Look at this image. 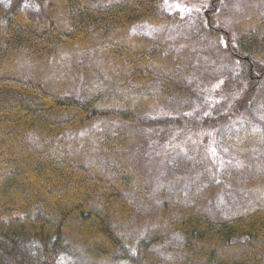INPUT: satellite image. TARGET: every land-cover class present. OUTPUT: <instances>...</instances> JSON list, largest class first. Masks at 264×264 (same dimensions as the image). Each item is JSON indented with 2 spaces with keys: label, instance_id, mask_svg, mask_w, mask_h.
<instances>
[{
  "label": "trees",
  "instance_id": "obj_1",
  "mask_svg": "<svg viewBox=\"0 0 264 264\" xmlns=\"http://www.w3.org/2000/svg\"><path fill=\"white\" fill-rule=\"evenodd\" d=\"M161 1L0 0V264H264V175L247 164L256 140L264 145L256 111L264 115V27L240 22L233 44L213 29L204 52L174 56L162 41L129 33L135 23L162 21ZM194 69L223 82L228 96L215 116L194 113L218 96L194 82ZM57 82L56 95L49 89ZM239 95L245 106L224 101ZM209 131L246 154V166L228 176L258 191L261 203L210 215L224 185L210 175L193 192L153 191L143 162L155 172L173 147L190 150ZM147 143L156 156L149 161L136 152ZM186 162L180 167L189 169ZM159 178L167 186L177 179ZM93 230L114 248L90 239Z\"/></svg>",
  "mask_w": 264,
  "mask_h": 264
},
{
  "label": "rangeland",
  "instance_id": "obj_2",
  "mask_svg": "<svg viewBox=\"0 0 264 264\" xmlns=\"http://www.w3.org/2000/svg\"><path fill=\"white\" fill-rule=\"evenodd\" d=\"M90 1L93 6L101 7L112 4L117 0ZM212 3L213 2H211V0H162L159 5L160 18L162 21L156 22L155 20L151 19L135 23L132 25L129 33L132 36L148 38V40L158 39L162 41V43H164L165 51L168 54L179 56L182 54V52L196 53L195 50H197V52H204L208 47L212 46L215 40L212 33L213 29L219 31L221 34L219 36V42H222L224 44L228 43L226 39L230 37L231 43L233 44L234 40L236 39L234 28H236V26L239 25L240 22L249 20L250 26L252 27L256 25H262V27H264V0H218L214 9L211 10V8L213 7ZM224 34H226L227 37H225ZM14 55L18 54L14 53ZM11 60L14 61L15 57L13 56ZM22 71L25 72L23 73L24 79L26 78L25 75L30 76V69L24 70V66H22ZM196 72L197 71L195 69L194 71H192L193 76L201 78V80L195 79L194 82L210 87L209 89L218 93V96H206L205 99L209 100L210 102L209 106L206 107L202 112L198 113L200 108H202L204 105L197 104L195 106L194 113L209 116L211 114L214 115V112L218 109V107L222 106V104L224 103L222 102L223 98L221 97V95L228 96L222 90L223 82L221 80H218L219 82H217L215 78L204 80L201 75H196ZM56 86L58 88L54 87L53 89L49 90L57 95V93L60 94L62 91H60L61 85L59 84V82H57ZM241 98L242 95H239V99L238 96H229V98H225L224 101H229L228 103H226L227 105L237 102L241 103L240 105L245 106V101H242ZM148 100L149 99H147L146 101ZM249 105L252 107L249 108L250 110H253L255 108V106L253 107L251 104ZM258 109L259 107L257 106V116L260 118V120L264 121V115L261 113L260 109ZM249 129L251 132H258L257 130H259V128L254 125L250 126ZM216 135L217 139L215 140ZM218 136V132L216 131H209L205 134L200 133L189 141L193 145L197 143L190 150H184L181 146L176 145L172 148L171 151H169V154L167 156V159L169 160L168 162L165 161V155H163L161 162L158 161L159 166L155 172L152 167V161L148 160L149 156H151V158L156 157L150 154L151 149H149V145L151 143H147L146 145H144L143 149L136 150L138 156H146L145 159L149 161L148 163L143 162V164L145 166L144 171L147 174L148 180H150L151 184H156L157 188H154L153 191L158 192L160 190L162 193H165L164 197L168 196L167 193H170L167 190H172L173 192H171L176 196L180 194L182 190V193L193 192L196 190V188H192L191 186L197 185L196 183H198L202 179L201 177L210 175L209 178L212 179L214 184L216 182L220 183V181L224 182V185L221 186L223 190L220 189L221 191L219 196V204L221 206L214 207L212 211L209 210L210 215L215 216L218 212L221 214V216H228V214L231 215L234 213L238 214L239 203L244 201L248 204H253V206L261 203V201L257 200L256 198V196L258 195V191L256 192L254 190L250 192V190H248L249 192H246L239 186L232 185L231 178L230 176H228L229 170L240 168V166H246L245 158L247 156L241 151H237L238 148L232 147L231 149V146L222 145L221 137L218 144ZM146 139L148 142L147 136ZM237 144L240 143L238 142ZM263 146L258 148L256 140V142L253 144L252 149L247 151V154L250 157L247 161V164L249 165L250 161L252 160L259 164L262 167L261 175H264V159H262L263 154L259 149H261ZM257 156L261 157L260 161L258 159L255 160ZM184 161H187L186 163L189 169L180 167L183 165ZM173 165L174 167H171ZM255 168L259 170L258 166H256ZM258 170L255 171L258 173ZM173 171L177 172L174 173ZM163 173H167L177 177V179L171 186H167V184H165L164 182L163 184H161V182L160 185H157V181H159L160 179L159 176ZM55 193H59L60 195L61 192L57 191ZM75 195H78V193L76 192ZM68 197L65 196L63 199L65 201V205H68L69 207L71 198L69 195ZM258 207H260V205ZM143 227L144 226L140 227L139 232L144 233L151 228H156V226H149L147 229H144ZM113 228L115 229V227ZM120 229L121 227L118 224L117 233L119 232L120 235L126 237L124 232ZM160 231L161 232L158 234H163V227L162 229L160 228ZM92 233L95 236L92 234H88L89 237H91L90 239H94L96 243L103 242L104 247H106L107 249L112 250L114 248L111 244H107L106 239L104 237H100V235H98L99 233H97L95 230H93ZM88 235H82L83 239L81 240L84 241V239H88ZM152 237L155 240V236ZM65 258L66 262H68L69 264H75L74 259H69L67 257ZM82 260H84V257ZM105 260L107 259H104L102 261L104 263H102L101 261L96 262L98 264H116ZM92 263L93 261L91 262V264Z\"/></svg>",
  "mask_w": 264,
  "mask_h": 264
}]
</instances>
